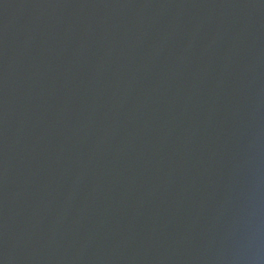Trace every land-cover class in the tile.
I'll use <instances>...</instances> for the list:
<instances>
[{"label":"water","instance_id":"water-1","mask_svg":"<svg viewBox=\"0 0 264 264\" xmlns=\"http://www.w3.org/2000/svg\"><path fill=\"white\" fill-rule=\"evenodd\" d=\"M261 12L264 0H0V90L139 63Z\"/></svg>","mask_w":264,"mask_h":264}]
</instances>
